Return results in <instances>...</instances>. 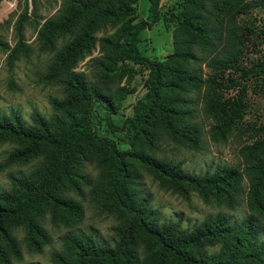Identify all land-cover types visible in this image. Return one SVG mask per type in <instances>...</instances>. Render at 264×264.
Returning a JSON list of instances; mask_svg holds the SVG:
<instances>
[{
  "label": "trees",
  "instance_id": "16d2710c",
  "mask_svg": "<svg viewBox=\"0 0 264 264\" xmlns=\"http://www.w3.org/2000/svg\"><path fill=\"white\" fill-rule=\"evenodd\" d=\"M167 1L148 0V16L133 20L125 0H61L41 22L36 36L39 48L53 52L42 78L46 83H60L64 95L49 99L53 109L49 116L37 108L29 120L18 111L0 113V141L16 143L0 160V171L41 157L28 173H9L10 186L0 188L1 264L21 257L14 229L22 227L27 248L40 251L50 241L43 225L46 215L55 225L79 220L82 204L69 191L81 193L84 184L89 185L93 200L116 217V241L110 245L90 233L68 231L61 248L50 252L55 264H264V138L240 147L243 168L219 164L202 173L146 150L157 147L161 133L175 143L201 149L203 130L195 120L189 93L203 85L215 88L219 82L203 77L195 64L200 56L194 46L214 47V10H222L229 0H181L173 30L174 50L165 57L169 62L165 70L163 60L145 54L139 40L141 31L160 18ZM259 2L264 5V0ZM28 8L25 0L15 24V44L9 47L0 42L9 49L10 65L29 52L23 35ZM60 39H65L61 45ZM96 47L99 54L90 57L95 71L89 77L76 65ZM239 50L221 46L206 60L215 68H233L242 80L235 98L208 103L212 116L222 118L210 126L213 140L225 138L244 112L248 76L264 75V60L242 67L237 62ZM118 67L145 74L139 90L113 87ZM135 91L130 112H123L125 98ZM113 113L116 118L111 117ZM100 119L106 120L111 134L98 131ZM117 139L129 148H120ZM86 163L97 167L94 179L85 171ZM135 163L145 167L162 188L187 199L196 192L206 203L229 208L239 203L242 180L247 177L249 213L235 221L218 212L190 227L175 220L159 222L157 209L138 191Z\"/></svg>",
  "mask_w": 264,
  "mask_h": 264
},
{
  "label": "rangeland",
  "instance_id": "374dc122",
  "mask_svg": "<svg viewBox=\"0 0 264 264\" xmlns=\"http://www.w3.org/2000/svg\"><path fill=\"white\" fill-rule=\"evenodd\" d=\"M60 1L28 0V16L23 21V35L29 47L27 55L20 56L10 65L7 59L9 49L0 46V113L10 114L12 111H18L24 119L29 120L33 108H37L49 116L53 113L49 99L64 95L60 83H46L42 78L51 62L53 52L41 50L36 38L41 22L56 11ZM125 1L130 7L131 19L148 16V0ZM256 1L257 3L255 0H229L222 10H214L212 17L214 47L203 50L194 46L195 52L200 56L195 64L201 68L203 77H213L219 81L215 88L203 85L189 93L194 99L195 120L200 122L203 130L201 149L195 150L175 143L161 133L157 147L152 150L146 147L148 152L160 158L180 160L184 169L196 173L212 170L219 164L235 165L240 169L244 167L240 147L264 138V75L261 72L248 76L243 98L244 112L234 120L232 129L227 132L225 138L213 140L210 136V126L222 118L212 116V108L208 103H213L217 99L228 101L235 98L241 85L239 81L242 80L239 72L233 68H215L208 65L206 60L221 46L238 47L240 50L237 62L242 67H249L264 60V5L259 2L260 0ZM24 5L25 0L0 1V42L8 44L9 47L15 44V24L24 10ZM210 8L213 6L210 5ZM180 9L181 0H168L161 10L160 18L150 28H145L140 33L141 50L149 56L162 59L165 70L169 66L165 57L174 50L173 30L178 24ZM64 41L65 39H60L59 45ZM98 54L99 50L96 47L91 55H86L78 61L76 69L84 70L89 77L93 76L95 70L90 65V57ZM144 75L136 69L118 67L113 77V87L127 85L135 87L137 91L142 85ZM136 91L125 98L123 112H130L129 105L135 100ZM111 117L116 118L117 114L113 113ZM98 131L111 134L105 119H100ZM117 142L120 148H129L122 140L117 139ZM15 145L13 141H0V160ZM40 162L41 157H37L1 170L0 188L10 186L9 173H28ZM135 167L138 173V191L148 197L150 207L157 209L159 222L175 220L182 227H190L205 216L218 212L226 213L235 221L241 220L249 213L246 204L247 177L242 180L243 191L239 203L229 208L224 204L206 203L196 192H192L188 199L184 198L159 186L151 173L139 163H135ZM84 169L92 179L97 175L98 169L94 163H86ZM69 194L82 204V217L70 225L63 223L55 225L46 215L43 225L50 234V241L44 244L40 251L27 248L22 227L14 229L21 247V257L13 258L10 264H55L50 258V252L61 248L63 235L68 231L90 233L100 242L110 245L115 243L117 219L93 200L89 185L84 184L81 193L69 191Z\"/></svg>",
  "mask_w": 264,
  "mask_h": 264
}]
</instances>
